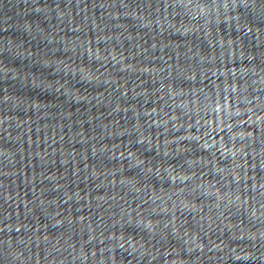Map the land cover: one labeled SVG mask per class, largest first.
Wrapping results in <instances>:
<instances>
[{"label": "water", "instance_id": "1", "mask_svg": "<svg viewBox=\"0 0 264 264\" xmlns=\"http://www.w3.org/2000/svg\"><path fill=\"white\" fill-rule=\"evenodd\" d=\"M0 264H264V0H0Z\"/></svg>", "mask_w": 264, "mask_h": 264}]
</instances>
